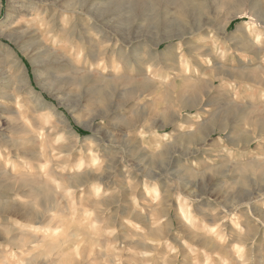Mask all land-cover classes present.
Returning <instances> with one entry per match:
<instances>
[{
  "label": "clouds",
  "instance_id": "clouds-1",
  "mask_svg": "<svg viewBox=\"0 0 264 264\" xmlns=\"http://www.w3.org/2000/svg\"><path fill=\"white\" fill-rule=\"evenodd\" d=\"M67 2L20 0L18 18L0 22V52L4 53L0 56V139L12 130L42 146L49 157L51 183L69 197L83 191V180L72 182L74 174L88 171L99 176L102 161L108 165L112 153L124 163L129 149H143L136 165L140 172L150 173L142 185L143 203L151 213H161L152 216L150 231L171 227L169 212L175 201L181 229L201 239L197 246L177 233L193 257L191 264H264V221L253 216L251 208L253 196L264 197V13L260 11L264 0H80L75 12L67 10ZM230 14L239 22L225 30ZM85 18L90 28L81 23ZM73 27L77 30L66 37ZM193 34L206 37L207 43L197 44ZM217 37L226 47H218ZM69 38L86 48L73 52L75 46L64 47ZM94 40L106 43L103 58ZM13 43L26 49L39 90L32 84L29 68L9 47ZM219 76L226 79L217 81ZM217 82L228 83L233 91L221 92L214 87ZM240 82L255 87L239 88ZM45 93L68 106L73 119L90 135L72 128L59 108L45 100ZM249 93L257 98V111L241 122L239 114L254 105L245 101L230 113L229 101ZM8 117H15L16 123ZM129 126L135 129L131 134ZM131 135L137 137L136 144L129 142ZM77 137L78 147L67 150L64 145ZM248 142L258 145L257 150L235 147ZM103 149L107 154L101 156ZM6 151L0 147V158ZM127 183L131 187L133 181ZM210 187L213 195H208ZM92 193L94 200L101 194L112 195L99 181ZM213 196L226 204L216 210L223 211V217L210 224L197 206H205ZM129 198L135 209L145 212L135 194ZM235 200L243 202L246 216L228 211ZM181 204L200 215L185 216ZM260 204L264 211V199ZM210 216L215 218L216 212ZM115 232L111 228L104 235ZM169 247L171 253H179ZM73 254L77 260L91 259L87 254L81 257L76 249ZM140 255L153 257L156 252ZM160 259L169 264L168 256ZM59 260L60 252L45 247L35 236L9 232L0 239V264H59ZM115 264H121L118 257Z\"/></svg>",
  "mask_w": 264,
  "mask_h": 264
},
{
  "label": "rangeland",
  "instance_id": "rangeland-1",
  "mask_svg": "<svg viewBox=\"0 0 264 264\" xmlns=\"http://www.w3.org/2000/svg\"><path fill=\"white\" fill-rule=\"evenodd\" d=\"M79 2L80 0H68L67 10L71 12L79 11L77 7ZM13 4L18 6V0H0V22L5 24L12 23L18 18L20 13L16 11ZM260 11L264 13V6L260 7ZM9 13L10 16L8 15ZM238 22L229 15L224 23V28L227 26V29H230ZM81 23L89 28L91 27V22L87 18ZM99 26L103 30V22H100ZM76 30L75 27L69 28L65 32V36L67 37L69 32ZM193 40L197 44L207 43V38L198 34H193ZM217 42L218 47H226L221 38L217 37ZM3 43H8V41L5 40ZM93 43L97 44L101 51H106L107 45L103 40H94ZM63 46H75L73 47V52L86 48V45L76 44V41L71 38L67 39ZM9 47L15 50L21 61L29 68L32 84L39 90L41 85L36 79V70L32 67V61L27 57L26 49L16 43L9 44ZM3 55L4 53L0 52V56ZM100 55L103 58L104 54L100 53ZM236 59L238 60L239 57ZM116 70L119 71V65L116 66ZM219 77L217 81L226 79L223 76ZM228 83H231V81H228ZM228 83L221 84L217 82L214 87L219 88L221 92H231L233 90L228 88ZM237 87L247 89L254 88L255 85L250 82H240ZM44 98L49 104L56 105L59 108V111L72 128L79 131L83 136L90 135L84 126L79 125L73 119L68 106L51 94L45 93ZM245 101L254 106L247 113L239 114L241 122L253 117L256 113L257 98L255 95L251 93L238 95V100L229 101V108L227 109L231 113L239 105H244ZM8 120L13 124L16 123L15 117H8ZM134 131L135 129L129 126L130 134ZM78 139V137L70 138V143L64 145V147L69 151L77 148ZM236 139L239 141V133H237ZM14 141L18 145L14 144ZM129 142L136 144L137 137L131 135ZM0 147L7 149L3 157L0 158V220H2L0 232L3 233V235H0V239H5L9 232L14 236L21 235L25 238L35 236L45 247L60 252L59 264H101L102 260L106 261V264H115L117 257L120 259L121 264H147L148 261H151L152 264H162L161 256H168L169 264H191L193 257L177 233H181L183 239L188 241L189 244L199 246L201 239L198 238L199 234L187 228L181 229L180 222L177 219L178 210L175 201H172V209L169 212L171 227L167 231L149 230L150 224L153 222L152 216L158 218L161 213H151L150 209L143 203L145 196L142 185L144 180L150 176V173L140 172L136 166L137 159H139L143 149H138L137 151L129 149L128 155L124 156V163L117 159L116 153H112L108 165H104L103 161L101 163L102 174L99 176L104 178L95 179L89 181L88 184L81 185L83 191L76 192L69 197L67 193H58L55 186L51 183V169L47 167L49 157L41 150L42 146L34 144L24 137L17 136L12 130H9L7 139H0ZM235 147L241 151H256L258 145L248 142L243 146L241 143H237ZM22 149L32 150L35 156L31 157L29 155V158H25L21 152ZM106 154L107 149H103L101 156ZM120 155H124V153H120ZM141 162L143 163V161ZM185 163L187 162L185 161ZM125 167L129 169L128 172H125ZM173 167H176V162L173 163ZM80 174H83L82 177L90 175L88 171L76 173L72 176V182L76 183V179ZM129 179L133 181L131 187L127 183ZM97 181H99L105 191H111L112 195L105 197L101 194L99 200H94L92 187ZM45 186L53 189L54 208H46L43 205V202H45L43 200L44 190L41 191L42 194L39 200V196L37 198L33 196L31 188L39 187L43 189ZM133 194L141 201V207L145 209L144 213L135 209V205L129 198ZM208 195H213L211 187L208 190ZM252 199L254 201L251 204L253 216L264 221V211L261 210L260 204L264 197L253 196ZM242 203L240 200L233 201L231 206L228 207V211L235 210L237 215L246 216V209L240 206ZM224 204H226L225 201L213 196L205 206L197 207L201 208L202 218L211 224L213 219L223 217V211L216 210ZM97 205H102V207ZM8 206H13L19 212L17 214H5L2 210ZM180 207L184 209V215L189 218L200 215V213H195L194 210L189 211L190 205L181 204ZM26 211H31L32 216H22V213ZM212 212H216L215 218L210 216ZM88 213H92V215L90 216ZM248 219L255 223L252 217H248ZM101 220L106 221V224L101 225ZM126 221L138 224L140 226L139 229L132 227ZM93 224H96L97 227L93 228ZM228 227L229 231H231V226L229 225ZM111 228L116 229L115 234L111 236L104 235V232ZM133 237H138L139 239H133ZM149 240L153 241V243H149ZM169 245L178 248L179 253H171ZM73 249H76L81 257L87 254L91 256V259L77 260L73 254ZM101 249H104V251L101 252ZM143 252H156V256L143 257L140 255Z\"/></svg>",
  "mask_w": 264,
  "mask_h": 264
},
{
  "label": "bare ground",
  "instance_id": "bare-ground-1",
  "mask_svg": "<svg viewBox=\"0 0 264 264\" xmlns=\"http://www.w3.org/2000/svg\"><path fill=\"white\" fill-rule=\"evenodd\" d=\"M18 2H20V0H18ZM12 5V4H11ZM10 5V6H11ZM14 5V4H13ZM15 6V5H14ZM13 7V6H12ZM13 9H14V7H13ZM15 9H16V11H19V13H20V11H21V9H20V7H19V5L18 6H15ZM10 10V9H9ZM74 10V9H73ZM76 10V9H75ZM34 14H36V13H34ZM9 16H10V13L8 14ZM230 16H232L231 14H230ZM15 18V17H14ZM227 29V26H225V30ZM24 48V47H23ZM104 54L105 53V51H101V54ZM16 55L18 56V54L16 53ZM19 57V56H18ZM9 59H12V57H9ZM220 77H218L217 79H219ZM6 139H7V136L5 137ZM14 144L16 143L17 145H18V143L16 142V141H14L13 142ZM30 149H27V150H25V149H22L21 150V152H22V154H24V157L25 158H29L30 156L31 157H33V156H35V154L33 153V151L32 150H30ZM30 153V154H29ZM30 155V156H29ZM29 156V157H28ZM35 159V158H34ZM82 175L83 174H80L78 177H77V179H76V183H78V184H80V181L81 180H83V185H85L86 183L88 184V182L89 181H93V180H95V179H103L104 177H102V176H97V175H95V174H93V175H88V176H86V177H82ZM147 176V175H146ZM82 177V178H81ZM143 177H145V176H143ZM48 185H50V184H48ZM41 187V186H40ZM43 187V186H42ZM45 188H47V189H45ZM45 188H43V189H41V188H39V187H33V188H31V191H32V193H33V196L34 197H38V200L40 199V196H41V191L42 190H44L43 191V200L45 201V202H43V205L46 207V208H54V200H53V189L52 188H49V187H46L45 186ZM5 214H17L19 211L17 210V209H15L13 206H8L7 208H4L3 210H2ZM20 215H21V213H19ZM22 216H24V217H30V216H32V212L31 211H26L25 213H22Z\"/></svg>",
  "mask_w": 264,
  "mask_h": 264
}]
</instances>
